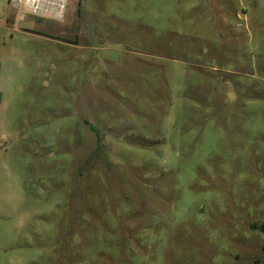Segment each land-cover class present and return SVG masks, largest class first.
I'll use <instances>...</instances> for the list:
<instances>
[{
    "label": "rangeland",
    "instance_id": "obj_1",
    "mask_svg": "<svg viewBox=\"0 0 264 264\" xmlns=\"http://www.w3.org/2000/svg\"><path fill=\"white\" fill-rule=\"evenodd\" d=\"M0 0V264H264V0Z\"/></svg>",
    "mask_w": 264,
    "mask_h": 264
},
{
    "label": "built area",
    "instance_id": "obj_2",
    "mask_svg": "<svg viewBox=\"0 0 264 264\" xmlns=\"http://www.w3.org/2000/svg\"><path fill=\"white\" fill-rule=\"evenodd\" d=\"M18 22L26 16L62 21L68 0H9Z\"/></svg>",
    "mask_w": 264,
    "mask_h": 264
},
{
    "label": "trees",
    "instance_id": "obj_3",
    "mask_svg": "<svg viewBox=\"0 0 264 264\" xmlns=\"http://www.w3.org/2000/svg\"><path fill=\"white\" fill-rule=\"evenodd\" d=\"M1 95H2V94L0 93V101H1Z\"/></svg>",
    "mask_w": 264,
    "mask_h": 264
}]
</instances>
